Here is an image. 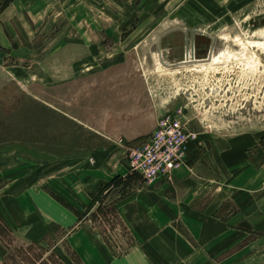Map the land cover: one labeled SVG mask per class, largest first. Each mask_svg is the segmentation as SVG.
Masks as SVG:
<instances>
[{
    "label": "rangeland",
    "instance_id": "rangeland-1",
    "mask_svg": "<svg viewBox=\"0 0 264 264\" xmlns=\"http://www.w3.org/2000/svg\"><path fill=\"white\" fill-rule=\"evenodd\" d=\"M231 1L227 16L219 11L209 29L218 53L204 64L163 68V60L182 59L183 45L182 56L158 53L157 33L137 29L125 0H100L106 23L99 38L93 25L95 38L86 45L76 10L73 24L64 16L37 24L27 56L2 53L0 41V208L7 196L38 191L88 214L37 243L14 234L0 216V264H71L72 229L89 235L95 248L104 240L112 257L125 254L133 239L114 199L126 193L129 178L151 186L130 171L128 154L167 113L181 109L206 149L227 140L242 152L243 168L264 165V0ZM16 43L9 41L11 48ZM88 178L93 186L83 183ZM258 195L263 215L253 225L264 228V189ZM253 234L260 241L251 243L242 264H264V230Z\"/></svg>",
    "mask_w": 264,
    "mask_h": 264
},
{
    "label": "crops",
    "instance_id": "crops-1",
    "mask_svg": "<svg viewBox=\"0 0 264 264\" xmlns=\"http://www.w3.org/2000/svg\"><path fill=\"white\" fill-rule=\"evenodd\" d=\"M125 2L134 8L137 29L149 27L151 32L155 31L156 51L168 56L172 53L182 56V45L187 51V42L192 37L186 31L214 37L209 29L217 21L218 12L224 10L227 16L228 8L233 6L231 0ZM94 3L97 13L93 11ZM99 3L100 0H0L2 53L19 51V55L27 56L37 24L48 17L58 19L60 16L65 17V23L73 24L75 10L81 16L82 44L86 45L85 40L100 37L106 23ZM94 24L97 25L95 37L92 35ZM178 39L181 45L171 47ZM9 41L21 43H16V50V47L11 48ZM205 50L203 42L196 44V51ZM178 61L167 59L161 65L167 68L166 65ZM197 142L188 144L186 165L174 171L169 181L143 187L135 178H129L130 187L126 193L114 199L116 215L133 239V245L125 254L112 257L106 251L104 240L95 248L89 235L72 229L66 244L75 252L71 250L76 260L70 263L242 264L251 243L256 244L261 238L253 234L251 239L252 232L264 230L260 223L253 225V217L263 215L258 194L264 189V165L243 168L242 152L230 141H217L208 149ZM257 154L259 156V152ZM235 168L240 169L236 174ZM88 180L83 183L93 186ZM20 197L22 195L4 198L6 209L0 208V216L14 234L26 241L37 243L50 230L75 226L74 212L52 197L42 196L38 191L24 192ZM80 201L83 205L89 202L84 196Z\"/></svg>",
    "mask_w": 264,
    "mask_h": 264
},
{
    "label": "built area",
    "instance_id": "built-area-1",
    "mask_svg": "<svg viewBox=\"0 0 264 264\" xmlns=\"http://www.w3.org/2000/svg\"><path fill=\"white\" fill-rule=\"evenodd\" d=\"M187 124L181 109L160 117L147 142L130 150V171L142 177L148 186L169 181L174 171L186 165L188 144L197 140Z\"/></svg>",
    "mask_w": 264,
    "mask_h": 264
},
{
    "label": "water",
    "instance_id": "water-1",
    "mask_svg": "<svg viewBox=\"0 0 264 264\" xmlns=\"http://www.w3.org/2000/svg\"><path fill=\"white\" fill-rule=\"evenodd\" d=\"M192 37V40H189L187 43V51L184 52L182 59L173 65H166L167 68L173 67H184L192 63L204 64L211 61V58L214 60L217 57V48L215 45V37H208L205 33L197 31H186ZM198 42H203L206 46V50L199 53L196 51V44ZM190 58V60H189ZM161 64L162 61H161ZM164 65V64H163Z\"/></svg>",
    "mask_w": 264,
    "mask_h": 264
},
{
    "label": "trees",
    "instance_id": "trees-1",
    "mask_svg": "<svg viewBox=\"0 0 264 264\" xmlns=\"http://www.w3.org/2000/svg\"><path fill=\"white\" fill-rule=\"evenodd\" d=\"M4 4H6V2L4 3ZM102 192V191H101ZM101 192L99 193V194H101ZM57 199V198H56ZM57 201H59V200H57ZM95 202H96V200L94 199V197H93V201H92V203H91V205L92 206H94L95 205ZM59 203L60 204H62L65 208H67V209H69V210H71L72 212H74V214L78 217V219L79 220H81V219H83L84 217H86L88 214L87 213H84V214H78L77 212H75L69 205H67L66 203H63L62 201H59ZM91 206V207H92ZM102 211V208L99 206V207H97V209H96V213H100Z\"/></svg>",
    "mask_w": 264,
    "mask_h": 264
},
{
    "label": "bare ground",
    "instance_id": "bare-ground-1",
    "mask_svg": "<svg viewBox=\"0 0 264 264\" xmlns=\"http://www.w3.org/2000/svg\"><path fill=\"white\" fill-rule=\"evenodd\" d=\"M189 60H190V58H189ZM212 60H213V59L211 58V61H210V62H212Z\"/></svg>",
    "mask_w": 264,
    "mask_h": 264
}]
</instances>
